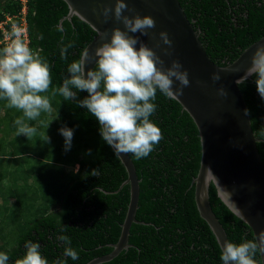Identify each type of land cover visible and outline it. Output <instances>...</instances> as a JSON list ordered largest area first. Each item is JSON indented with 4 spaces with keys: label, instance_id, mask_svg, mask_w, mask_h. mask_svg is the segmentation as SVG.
<instances>
[{
    "label": "trees",
    "instance_id": "1",
    "mask_svg": "<svg viewBox=\"0 0 264 264\" xmlns=\"http://www.w3.org/2000/svg\"><path fill=\"white\" fill-rule=\"evenodd\" d=\"M178 1L206 54L218 66L230 64L264 36V0ZM67 14L68 7L62 0H25L24 3L0 0V22L10 18L5 25L7 29L25 22L26 37L18 39L33 50L42 49L40 54L50 66L51 87L56 88L68 77L69 64L80 58L96 36L76 16L60 23ZM40 35L43 39L38 38ZM62 42L63 45L74 43L66 60L60 58ZM5 48L0 45V53ZM255 80L253 76L239 88L252 131L260 140L257 149L264 164V100L256 90ZM44 95H49L53 112L42 113L37 120L25 122L35 126L41 120H55V132L53 130L49 143L34 139L39 146L45 147L46 170H52L55 178L52 185L30 191L26 181L20 183L16 178L17 163L29 158V153H9L11 150L7 151V147L11 141L0 139V252L9 255L8 264H15V260L25 255V242L32 241L40 245V253L48 264H55L57 260H64L66 264H86L109 254L111 245L118 241L129 203V186L120 188L127 175L111 147L101 139L98 122L86 109L78 107L75 101H64L59 95L51 97V89ZM87 95L78 92L77 100ZM153 102L157 109L150 120L161 129L163 139L146 158L136 160L128 154L140 180L135 215L139 223L130 227L129 248L102 264H221V250L208 225L200 218L194 201L192 181L201 157L196 126L175 100L157 92ZM4 109L0 123L6 127V138L12 134L14 141L18 140L16 119H9L10 114L19 117L22 112L7 107L6 100H0V113ZM9 127L11 132H8ZM64 127L73 130L69 151H65L64 138L59 132ZM2 135L5 136V132ZM88 150H91L90 155ZM54 151H58L61 157L58 161L62 162L49 161ZM7 164L16 166L10 171L11 166L5 169ZM75 165H78L76 171ZM93 170H98L97 176L91 175ZM29 176L26 174L22 178ZM35 179H41V175ZM4 180L9 181L7 186H3ZM10 198L15 199L11 206ZM209 202L228 241L239 244L255 240L251 229L219 200L214 186H209ZM17 204L20 207L17 208ZM62 227L65 228L63 232ZM59 235L70 237L71 247L79 252L78 260L63 256L64 246L57 240ZM12 240L13 245L10 244ZM256 259L261 264L259 253Z\"/></svg>",
    "mask_w": 264,
    "mask_h": 264
},
{
    "label": "clouds",
    "instance_id": "2",
    "mask_svg": "<svg viewBox=\"0 0 264 264\" xmlns=\"http://www.w3.org/2000/svg\"><path fill=\"white\" fill-rule=\"evenodd\" d=\"M132 11L124 0H115L113 8L104 7L100 10L99 15L105 23L112 18L121 23L124 30L113 28L108 42L101 43L91 54L83 52L79 59L71 62L67 68L69 75L58 88L51 87L50 66L40 54L42 49L33 50L23 40H13L12 37L9 46L1 44L6 48L0 53V100H6L7 107L22 112V116L15 120L17 136H35L37 128L25 120L35 121L42 113L53 112L49 95H44L51 89V97L59 95L64 101H75L78 107L86 109L95 118L101 139L114 150L115 156L131 154L140 160L154 151L163 139L161 129L150 120L157 109L153 102L157 92L169 100H178L190 81L188 72L182 70L178 61L173 60L170 66L165 67L164 60L135 35H149L148 30L155 28V21L149 16L129 17L123 14ZM94 30L101 40L109 37L107 31L101 33L95 27ZM13 35L26 37V31L19 35L17 30ZM38 38L43 39V36ZM159 39L171 48L172 42L166 32H160ZM72 47L73 42L66 45L62 42L61 60L67 59L68 50ZM92 62L95 68L85 72L86 64ZM253 76L256 77V90L261 100H264V45L256 49L251 58V67L235 83L243 86ZM211 79L215 83L221 77L213 73ZM174 82H178L179 86L174 88ZM78 92H86L88 95L77 100ZM217 93L220 96L227 95L223 87L217 89ZM244 114L248 115L247 109ZM40 124L45 129L42 134L44 142L49 143L46 129L50 123L41 120ZM59 132L64 138L65 151H69L73 130L64 127ZM87 154L90 155L91 150ZM91 175L97 176L98 170H93ZM203 184L214 186L217 197L228 211L243 219L241 210L232 199L235 189L227 190L210 168L205 171ZM206 196L207 191H203L202 202ZM63 231L65 228L62 227ZM57 240L64 246V257L73 261L79 259V252L71 247L70 237L59 235ZM24 247L25 255L15 260V264H48L40 253L38 243L26 241ZM257 253L264 254V233L259 234L255 240H245L239 244L226 240L221 247L219 259L221 264H259ZM9 259L7 253L0 252V264H8ZM55 264L66 262L57 260Z\"/></svg>",
    "mask_w": 264,
    "mask_h": 264
},
{
    "label": "water",
    "instance_id": "3",
    "mask_svg": "<svg viewBox=\"0 0 264 264\" xmlns=\"http://www.w3.org/2000/svg\"><path fill=\"white\" fill-rule=\"evenodd\" d=\"M62 1L68 7V14L60 23L76 16L96 33L82 53L88 51L91 54L101 43L108 42L113 28L124 30L121 23L112 18L105 23L103 17L99 15L104 7L113 8L115 0ZM124 2L133 10L123 13L124 15L149 16L155 21V28L148 30L149 35L140 36L139 33L135 35L164 60L165 67L170 66L175 60L182 65V70L188 72L190 84L183 89V95L175 101L189 115L198 131L201 157L192 184L200 218L208 225L221 250L228 238L212 212L209 186L203 184L205 171L210 168L227 190L235 189L232 199L243 215V219L238 218L251 229L254 239L258 238L259 234L264 233V164L257 149L260 140L252 131L249 113L244 114L247 106L235 81L251 67V58L256 49L264 45V36L244 49L230 64L218 66L206 54L198 34L178 0H124ZM94 27L101 33L107 31L109 37L101 40ZM160 32L168 34L172 42L171 48L160 42ZM157 44L159 47H156ZM166 52L169 54H165ZM94 67V62L86 64L85 72L93 70ZM213 73L221 77L215 83L211 79ZM250 79L251 77L248 80ZM178 86V82H174V88ZM221 87L227 92L226 96L218 95L217 89ZM117 157L127 175L120 188L124 185L129 186V203L121 232L118 241L111 245L112 251L109 254L96 257L86 264L108 262L123 250H127L130 227L133 223H139L135 215L138 209L140 180L129 155L121 153ZM203 191H207V196L202 202ZM259 256L261 264H264V254Z\"/></svg>",
    "mask_w": 264,
    "mask_h": 264
},
{
    "label": "rangeland",
    "instance_id": "4",
    "mask_svg": "<svg viewBox=\"0 0 264 264\" xmlns=\"http://www.w3.org/2000/svg\"><path fill=\"white\" fill-rule=\"evenodd\" d=\"M21 116H22V114H20L19 117L10 114L9 121H11L12 119L15 120L17 118H20ZM52 122H53V125L51 126ZM45 123H50L48 129H46V135L49 138L53 137V130L55 132V127H54L55 120L53 119V120H51L49 122H45ZM61 123H64V121H61ZM35 127L37 128V134L35 136H33L31 138H26L23 135H20V136H18V138L20 140L18 139V140L14 141L15 138L12 135V138L8 139L9 141H11V145H10V147L9 146L7 147V151L9 150V148L11 150L9 153H11V152L14 153V151H16V152L27 151L29 153V155H30L29 158H25L24 160H19V162L18 163L15 162V164L16 163L18 164V169H19L16 172V176H17L16 178L19 179L18 182L24 183L26 181L27 184L30 185L29 186L30 191H33V190L35 191V190L39 189L40 186L52 185L51 181L54 180V178H55L54 172L52 170H49V171H47L48 169L46 170V161H45L46 156H44V153L46 152L45 147L39 146L40 144L36 143L34 140L35 138L38 140L43 139L42 134L45 131V129L40 124V121L35 124ZM13 129H14V127H13ZM0 131L7 132L6 127L0 128ZM11 131H12V128L9 127L8 132H11ZM56 145L58 146L59 144H56ZM47 151H49V148H47ZM51 153H52V150H51ZM58 154H59L58 151H54L53 155L51 156L52 158L49 161L62 162V160L58 161V159L61 158L60 155H58ZM64 155H62V156H64ZM41 161H43L44 164H42ZM14 166H16V165L11 166L10 171H12V168H14ZM76 169H77V166L74 167V171ZM68 170L69 169H67V171ZM22 173H24V174H22ZM26 174H30V176L28 178L23 179L22 177H24V175L26 176ZM39 174L41 175V179H35L36 176ZM29 190L26 189L27 194H28ZM14 201H15V199L12 198L9 201V203L13 204ZM24 204L26 205V203H24ZM16 207L18 208V207H20V205L17 204ZM0 212H2V211L0 210ZM10 244L13 245V240Z\"/></svg>",
    "mask_w": 264,
    "mask_h": 264
},
{
    "label": "built area",
    "instance_id": "5",
    "mask_svg": "<svg viewBox=\"0 0 264 264\" xmlns=\"http://www.w3.org/2000/svg\"><path fill=\"white\" fill-rule=\"evenodd\" d=\"M21 2L24 3L25 0H21ZM24 13H25V10H23L22 15H24ZM8 21H10V18H6L4 22H0V31H1L0 45L3 43L6 46H9L11 43V39H10L11 37L13 38V40L18 39L19 36L16 37L13 35L14 31L19 30V35L24 34L26 31V24L24 21L19 26L14 24L12 25L10 29H7L5 25Z\"/></svg>",
    "mask_w": 264,
    "mask_h": 264
},
{
    "label": "crops",
    "instance_id": "6",
    "mask_svg": "<svg viewBox=\"0 0 264 264\" xmlns=\"http://www.w3.org/2000/svg\"><path fill=\"white\" fill-rule=\"evenodd\" d=\"M4 115H5V109L2 110V112L0 113V117H4ZM0 128H5V127L1 124V125H0ZM2 130H3V129H2ZM7 135H8V134H7ZM11 137H12V134H11L10 136L8 135V138H6V132H5V136H3V135H2V131H0V139L2 140V138H3V139H4V142H5V140L9 141L8 139H11ZM6 166H7L6 168H5V167H3V168H5V169L8 170V169H10V166H11V165L9 166V165L7 164ZM8 166H9V167H8ZM75 166L78 167V165H75ZM2 184H3V186H7V185L9 184V181H8V180H4ZM11 199H12V198H10L9 201H10ZM14 202H15V201H14ZM14 202H13V204H14ZM13 204H10V203H9L10 206L13 205Z\"/></svg>",
    "mask_w": 264,
    "mask_h": 264
}]
</instances>
